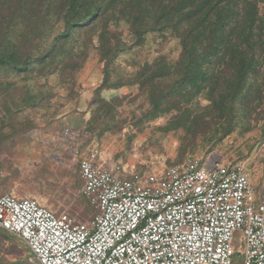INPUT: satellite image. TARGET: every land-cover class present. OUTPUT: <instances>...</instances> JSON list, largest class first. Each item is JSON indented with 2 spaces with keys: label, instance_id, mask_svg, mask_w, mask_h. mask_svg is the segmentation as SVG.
<instances>
[{
  "label": "rangeland",
  "instance_id": "374dc122",
  "mask_svg": "<svg viewBox=\"0 0 264 264\" xmlns=\"http://www.w3.org/2000/svg\"><path fill=\"white\" fill-rule=\"evenodd\" d=\"M69 1L0 0V195L91 220L79 160L93 148L126 176L215 152L264 194V0H212L204 19ZM3 232L0 256L25 255Z\"/></svg>",
  "mask_w": 264,
  "mask_h": 264
},
{
  "label": "built area",
  "instance_id": "2783aa9c",
  "mask_svg": "<svg viewBox=\"0 0 264 264\" xmlns=\"http://www.w3.org/2000/svg\"><path fill=\"white\" fill-rule=\"evenodd\" d=\"M79 174L96 210L87 222L0 195V229L26 245L28 264H264V194L244 163L187 154L126 176L93 148Z\"/></svg>",
  "mask_w": 264,
  "mask_h": 264
},
{
  "label": "trees",
  "instance_id": "16d2710c",
  "mask_svg": "<svg viewBox=\"0 0 264 264\" xmlns=\"http://www.w3.org/2000/svg\"><path fill=\"white\" fill-rule=\"evenodd\" d=\"M73 1L74 0H70L69 2ZM154 1L155 0H142L143 6H146L147 8L152 10L155 9V6L156 10L160 8L166 18L173 12H178V14H180L179 11L182 10L187 11V13H193V9H196V11L201 15L202 19H204L210 13L214 4L212 3V0H196V3H194L195 0H161L159 1V3H155L154 5ZM103 2L104 1L101 0V3H98L95 6V10L99 11L100 15L105 8V4Z\"/></svg>",
  "mask_w": 264,
  "mask_h": 264
},
{
  "label": "crops",
  "instance_id": "0c3cea01",
  "mask_svg": "<svg viewBox=\"0 0 264 264\" xmlns=\"http://www.w3.org/2000/svg\"><path fill=\"white\" fill-rule=\"evenodd\" d=\"M1 230V229H0ZM5 231V230H3ZM3 231H0V237H1V234H3L4 232ZM7 232V231H6ZM9 233V232H8ZM26 246V245H25ZM26 256L28 257V250H27V247H26V252H25V255H23V252H17L16 254H14L13 256L11 257H1L0 256V264H14L16 262V260L18 259H23V258H26ZM28 262V260H27Z\"/></svg>",
  "mask_w": 264,
  "mask_h": 264
}]
</instances>
